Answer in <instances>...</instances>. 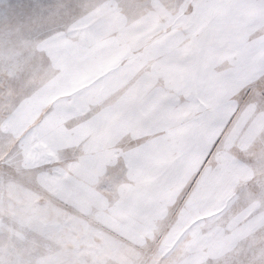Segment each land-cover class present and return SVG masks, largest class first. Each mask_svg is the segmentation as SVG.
Returning a JSON list of instances; mask_svg holds the SVG:
<instances>
[{"label": "snow or ice", "instance_id": "6c2138e0", "mask_svg": "<svg viewBox=\"0 0 264 264\" xmlns=\"http://www.w3.org/2000/svg\"><path fill=\"white\" fill-rule=\"evenodd\" d=\"M0 264H264V0L0 14Z\"/></svg>", "mask_w": 264, "mask_h": 264}, {"label": "rangeland", "instance_id": "374dc122", "mask_svg": "<svg viewBox=\"0 0 264 264\" xmlns=\"http://www.w3.org/2000/svg\"><path fill=\"white\" fill-rule=\"evenodd\" d=\"M45 2L46 0H0V14L19 11L21 6H30ZM39 43L40 40L38 35L25 27L24 30L13 37L12 41L8 44V54L25 62L36 59L37 63H39L43 51L38 46ZM82 115L83 113H77L75 114V118H79ZM67 119L69 123L72 122V117H68Z\"/></svg>", "mask_w": 264, "mask_h": 264}]
</instances>
